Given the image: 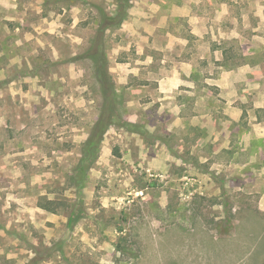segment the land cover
Masks as SVG:
<instances>
[{
    "label": "rangeland",
    "instance_id": "374dc122",
    "mask_svg": "<svg viewBox=\"0 0 264 264\" xmlns=\"http://www.w3.org/2000/svg\"><path fill=\"white\" fill-rule=\"evenodd\" d=\"M0 264H264V0H0Z\"/></svg>",
    "mask_w": 264,
    "mask_h": 264
},
{
    "label": "trees",
    "instance_id": "16d2710c",
    "mask_svg": "<svg viewBox=\"0 0 264 264\" xmlns=\"http://www.w3.org/2000/svg\"><path fill=\"white\" fill-rule=\"evenodd\" d=\"M94 57H92V59H93V64L95 65V69L98 71L101 70L100 67L102 65V71L99 72L98 79H99V83L101 85V92H102V95L104 96V100H107L109 98L106 101L105 105L108 107V109L110 111H113V107H112V102L114 100V93H113V88H112L113 86H112V84L110 82V78H109V76H108V74L104 68L105 63L104 62L102 63L100 61L101 55L100 56L96 55L97 59ZM100 119L103 120V115L100 116ZM109 120H110L109 117L104 119V126L103 127L101 126V124L103 122L101 123V121L98 120L99 122H97L96 126L94 127L96 133L97 132L103 133L106 130V128L110 125ZM89 141H93V140L89 139ZM94 144L96 145V144H98V142L94 141Z\"/></svg>",
    "mask_w": 264,
    "mask_h": 264
}]
</instances>
